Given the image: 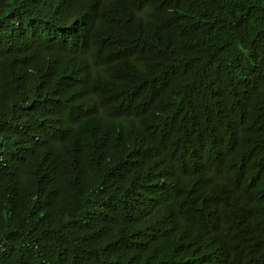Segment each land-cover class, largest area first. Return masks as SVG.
<instances>
[{
    "label": "trees",
    "instance_id": "obj_1",
    "mask_svg": "<svg viewBox=\"0 0 264 264\" xmlns=\"http://www.w3.org/2000/svg\"><path fill=\"white\" fill-rule=\"evenodd\" d=\"M46 11L0 33V264H264V0Z\"/></svg>",
    "mask_w": 264,
    "mask_h": 264
},
{
    "label": "clouds",
    "instance_id": "obj_2",
    "mask_svg": "<svg viewBox=\"0 0 264 264\" xmlns=\"http://www.w3.org/2000/svg\"><path fill=\"white\" fill-rule=\"evenodd\" d=\"M21 0H0V33L14 30V33L18 30H24V24L28 23H38L41 24L45 18L55 19L54 14L46 11V8L53 4V0H37V5L34 8H17L18 2ZM64 14H67L69 21L63 25L62 22H59L61 33H70L72 32L75 21L73 17L69 14L67 9L62 10ZM50 22V21H49ZM46 30L53 32L57 30L58 27L49 26L45 27ZM57 28V29H56ZM75 39L73 34H69L65 37L66 41L72 42Z\"/></svg>",
    "mask_w": 264,
    "mask_h": 264
},
{
    "label": "bare ground",
    "instance_id": "obj_3",
    "mask_svg": "<svg viewBox=\"0 0 264 264\" xmlns=\"http://www.w3.org/2000/svg\"><path fill=\"white\" fill-rule=\"evenodd\" d=\"M260 157H261V154H260ZM240 220H241V219H240ZM242 220H243V219H242ZM245 222H246V221H245ZM247 222H248V221H247ZM241 226H242V224H241ZM250 228H251V227H250ZM235 241H236V240H235ZM232 243H234V242H232ZM232 243H231V244H232ZM243 243H244V242H243ZM231 244H230V245H231ZM235 244H238V243L235 242ZM244 244H245V243H244ZM189 246H190V245H189ZM232 246H234V245H232ZM228 248H229V246H228ZM185 260H186V259H185ZM217 260H218V259H217ZM214 261H215V259H214Z\"/></svg>",
    "mask_w": 264,
    "mask_h": 264
}]
</instances>
